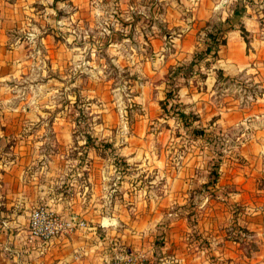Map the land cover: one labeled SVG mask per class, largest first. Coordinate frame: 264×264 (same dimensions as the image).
Instances as JSON below:
<instances>
[{
    "label": "rangeland",
    "instance_id": "obj_1",
    "mask_svg": "<svg viewBox=\"0 0 264 264\" xmlns=\"http://www.w3.org/2000/svg\"><path fill=\"white\" fill-rule=\"evenodd\" d=\"M237 3L0 0V264H42L8 250L29 240L28 216L45 206H27V197L45 198L38 192L52 165L95 159L115 173L105 199L78 203L92 215L76 212L87 223L78 231L97 226L110 238L98 224L119 208L132 222L144 210L151 220L140 238L121 246L151 264H161L166 245L184 264H264V0H241L218 61L176 81L191 128L161 109L166 77L203 47L206 24L232 19ZM227 34L242 39L228 45ZM87 134L112 145L122 175L109 150L86 146ZM176 174L192 182L165 194Z\"/></svg>",
    "mask_w": 264,
    "mask_h": 264
},
{
    "label": "crops",
    "instance_id": "obj_2",
    "mask_svg": "<svg viewBox=\"0 0 264 264\" xmlns=\"http://www.w3.org/2000/svg\"><path fill=\"white\" fill-rule=\"evenodd\" d=\"M247 8L246 6V9ZM241 17L242 16L239 18ZM227 37L228 45L232 43L231 38L236 37L233 41L237 43L239 39H242L240 35L236 36V34H227L226 38ZM241 48L242 47H240V49ZM234 53L235 52L232 51L231 56L233 59H235ZM75 163H77V161L65 160L61 163L52 165L51 168H49L48 174H45V177L42 179V181L45 182V191L38 192L41 197L45 195V198H39L34 201V195L27 197L26 201L29 202L27 206L40 201L44 203L45 206L52 207L62 215L76 214L77 212L92 217L91 212H88L89 209L78 211V203H86L91 207L96 201L105 199V197H107L110 180H112L110 176L111 174L113 175L115 171L112 165L105 164L104 162H97L96 159L88 161L81 166H77ZM191 179L187 177V179L182 180L179 178V174L171 176L168 180L169 190L164 193H174V191L180 187L181 183L184 184L185 182L187 185V183L192 182ZM122 181L123 179L120 181V184H122ZM201 183L203 182L201 181ZM186 188L191 189V186H186ZM69 192L72 193L68 195ZM87 192V195L91 194L90 199L85 198ZM152 196L157 199V201L160 198L159 194H153ZM129 215L130 214H127L124 208H119L118 213L114 212L112 214V219H110L112 222H108L106 226L102 223L100 225L98 224V227L110 231L107 233L110 238L101 237V235L98 234L97 226H90L88 230L90 231L89 233L77 231L67 237L45 244V246L38 244V241L33 242L24 240L16 244L15 249L11 248L8 250L10 256L16 259L24 258L25 260L29 259V261L38 259L36 263L40 262L42 264H106L109 256L115 253L117 246L120 247L121 245H125V243L127 245L129 243L135 244V242H137L136 240L140 238L138 232H143V229L147 227V220H151L148 216L146 217L144 210L142 214H137L136 222L129 220ZM104 223H106V221H104ZM118 227L123 228V230H119ZM117 230L119 231L117 232ZM114 234L115 236H113ZM175 249L173 245L171 248L167 245L164 247V252H162L163 256L159 259L161 264H184L185 260L181 257L184 253H180L181 251L179 252ZM74 256H76V260H74Z\"/></svg>",
    "mask_w": 264,
    "mask_h": 264
},
{
    "label": "trees",
    "instance_id": "obj_3",
    "mask_svg": "<svg viewBox=\"0 0 264 264\" xmlns=\"http://www.w3.org/2000/svg\"><path fill=\"white\" fill-rule=\"evenodd\" d=\"M238 3L234 6L233 10V16L231 18H227L224 22H220L218 24L214 23H208L206 24L205 28V38L203 39V47L201 49H197L188 64H184L181 66L176 67L173 71L169 73V76L166 77L167 83H168V89L165 93V100L163 104L161 105V109L163 111V114L171 115L176 120H178L184 128H191V121L192 116L190 114H187L185 111L181 109L180 103L177 102V95L178 90L176 87V81L178 79H188L191 76H194L196 74H200V67L202 63H204V66H209V64H215L218 60V53L220 49L226 45V39H225V33L229 30L233 29L232 25H228L229 23L232 24L233 21L238 23L237 18L243 15V6L240 4L241 0H237ZM229 27H228V26ZM240 31L242 33V37L245 41V43H248L247 40V32L244 30V28H240ZM202 75V74H201ZM218 78H222V72L221 70H217ZM174 102V103H173ZM192 134L195 136H204V131L202 130H196L192 128L191 130ZM86 137V146L88 147H95L99 148L101 146L102 149L105 151H110L111 156L113 157V162L115 165V168L120 169V175L123 174V169L125 168V163L123 160H120L118 156L116 155V152L112 148L111 144L108 143H96L95 140H93L88 134ZM214 172H212L213 179L211 180L212 184H215V182L218 179V172L217 165L213 166Z\"/></svg>",
    "mask_w": 264,
    "mask_h": 264
},
{
    "label": "built area",
    "instance_id": "obj_4",
    "mask_svg": "<svg viewBox=\"0 0 264 264\" xmlns=\"http://www.w3.org/2000/svg\"><path fill=\"white\" fill-rule=\"evenodd\" d=\"M87 229V223L78 215L62 216L47 206L33 209L27 221L29 241L48 244L70 234ZM106 264H151L146 254L127 246H117L115 253L109 256Z\"/></svg>",
    "mask_w": 264,
    "mask_h": 264
}]
</instances>
